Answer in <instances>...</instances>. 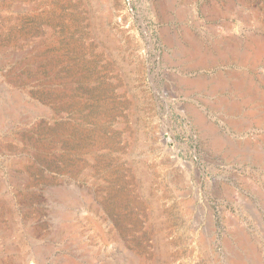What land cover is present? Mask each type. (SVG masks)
Instances as JSON below:
<instances>
[{
  "label": "rangeland",
  "instance_id": "1",
  "mask_svg": "<svg viewBox=\"0 0 264 264\" xmlns=\"http://www.w3.org/2000/svg\"><path fill=\"white\" fill-rule=\"evenodd\" d=\"M262 227L264 0H0V264H264Z\"/></svg>",
  "mask_w": 264,
  "mask_h": 264
},
{
  "label": "bare ground",
  "instance_id": "2",
  "mask_svg": "<svg viewBox=\"0 0 264 264\" xmlns=\"http://www.w3.org/2000/svg\"><path fill=\"white\" fill-rule=\"evenodd\" d=\"M204 83H205V82H204ZM217 83H218V82H217ZM256 98H257V97H256ZM241 106H242V105H241ZM258 114H260V113H258ZM206 119H207V118H206ZM205 121H206V120H205ZM212 121H213V120H212ZM211 124H212V123H211ZM212 126H213V125H212ZM216 128H218V127H216ZM215 131H216V130H215ZM256 148H257V147H256ZM238 149H239V148H238ZM257 156H258V155H257ZM256 165H257V164H256ZM258 190H259V189H258ZM253 194H254V193H253ZM254 204H255V203H254ZM256 205H257V204H256ZM252 209H253V208H252ZM258 209H259V208H258ZM259 211H261V210H259ZM261 213H262V212H261ZM251 214H252V213H251ZM256 214H257V213H256ZM258 214H259V213H258ZM256 217H257V216H256ZM259 217H260V216H259ZM259 217H258V218H259ZM226 218H227V217H226ZM255 219H256V218H255ZM259 223H261L260 220H259ZM262 226H263V225H262ZM262 228H264V227H262ZM255 229H256V228H255ZM244 234H245V233H244ZM262 234H263V232H262ZM28 240H29V239H28ZM257 240H258V239H257ZM244 241H245V240H244ZM226 242H227V241H226ZM246 242H247V241H246ZM202 243H203V242H202ZM37 244H38V243H37ZM205 244H206V243H205ZM229 244H230V243H229ZM249 247H250V246H249ZM254 247H255V246H254ZM35 251H36V250H35ZM38 253H39V252H38ZM252 253H254V252H252ZM34 254H35V253H34ZM34 254H33V255H34ZM236 254H237V253H236ZM30 255H31V254H30ZM33 255H32V256H33ZM39 256H40V255H39ZM39 256H38V257H39ZM254 257H256V255H255ZM32 259H33V258H32ZM34 259H36V258H34ZM255 259H257V258H255ZM32 261H33V260H32ZM39 264H40V263H39ZM258 264H259V263H258Z\"/></svg>",
  "mask_w": 264,
  "mask_h": 264
},
{
  "label": "crops",
  "instance_id": "3",
  "mask_svg": "<svg viewBox=\"0 0 264 264\" xmlns=\"http://www.w3.org/2000/svg\"><path fill=\"white\" fill-rule=\"evenodd\" d=\"M216 4H217V3H216ZM217 5H218V4H217ZM246 206H247V205H246ZM254 212H255V210L253 211V215H255V213H256V212H255V213H254ZM256 216H257V215H256Z\"/></svg>",
  "mask_w": 264,
  "mask_h": 264
}]
</instances>
